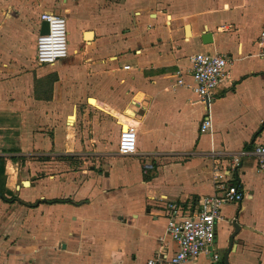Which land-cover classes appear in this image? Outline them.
<instances>
[{
    "label": "crops",
    "instance_id": "1",
    "mask_svg": "<svg viewBox=\"0 0 264 264\" xmlns=\"http://www.w3.org/2000/svg\"><path fill=\"white\" fill-rule=\"evenodd\" d=\"M43 12L74 36L49 65L34 60ZM263 25L264 0H0V184L40 201L0 199V264H145L177 249L166 203L232 183L243 198L222 207L218 258L181 264H264V170L251 153L264 144ZM194 53L230 63L205 100L187 87ZM127 124L136 150L121 155Z\"/></svg>",
    "mask_w": 264,
    "mask_h": 264
},
{
    "label": "built area",
    "instance_id": "2",
    "mask_svg": "<svg viewBox=\"0 0 264 264\" xmlns=\"http://www.w3.org/2000/svg\"><path fill=\"white\" fill-rule=\"evenodd\" d=\"M39 20L47 23V32L36 36L34 60L38 65L53 64L68 55L67 21L63 16L51 12L41 13ZM258 43L264 46V25L258 35ZM189 62L191 83L187 87L199 99L205 100L226 77L229 59L218 54L194 53L189 56ZM178 78V83H182L180 75ZM209 127L210 121L205 118L200 124V132H206ZM116 149L121 155L135 152V125L127 124L126 129L119 130ZM251 153L258 162V169L264 170V144L255 145ZM246 154L245 151H239L231 155V167L236 169ZM215 172H218L216 167ZM216 187L219 193L200 196L193 206L177 201L164 205L165 233L175 241L177 249L172 254L158 252L147 259L145 264H181L202 254L211 255L214 260L218 258L212 250L222 207L225 204L240 203L243 194L233 183L217 184Z\"/></svg>",
    "mask_w": 264,
    "mask_h": 264
},
{
    "label": "trees",
    "instance_id": "3",
    "mask_svg": "<svg viewBox=\"0 0 264 264\" xmlns=\"http://www.w3.org/2000/svg\"><path fill=\"white\" fill-rule=\"evenodd\" d=\"M11 160L13 161H16V160H22L23 157L21 156H17V157H10ZM3 165H4V157H0V177L4 175V169H3ZM0 182H1V178H0ZM0 199L5 202V203H13V202H18V203H21V204H24L26 206H29V207H33L35 206L38 202L40 201H36L35 203H32V204H27V203H24L22 201H20L16 195L14 193H12L10 190L8 189H5L3 184H0ZM47 202V201H46ZM50 203H55V202H61V201H56V200H53V201H49Z\"/></svg>",
    "mask_w": 264,
    "mask_h": 264
},
{
    "label": "water",
    "instance_id": "4",
    "mask_svg": "<svg viewBox=\"0 0 264 264\" xmlns=\"http://www.w3.org/2000/svg\"><path fill=\"white\" fill-rule=\"evenodd\" d=\"M46 32H47V23L45 21H42L40 23V31H39V34H44ZM234 228H235V231H234V233L231 236L230 246H232L233 236L235 235V233L238 232V226L234 224ZM224 259H225V262H227V255H225V258Z\"/></svg>",
    "mask_w": 264,
    "mask_h": 264
},
{
    "label": "rangeland",
    "instance_id": "5",
    "mask_svg": "<svg viewBox=\"0 0 264 264\" xmlns=\"http://www.w3.org/2000/svg\"><path fill=\"white\" fill-rule=\"evenodd\" d=\"M57 15H59V14H57ZM64 17V16H63ZM67 29H68V41L70 42V39H71V41H73V39H74V36H70V33H69V26H68V24H67ZM69 46V45H68Z\"/></svg>",
    "mask_w": 264,
    "mask_h": 264
}]
</instances>
